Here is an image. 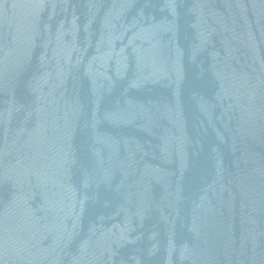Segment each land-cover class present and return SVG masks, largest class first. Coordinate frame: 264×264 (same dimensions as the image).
<instances>
[{
	"label": "water",
	"instance_id": "obj_1",
	"mask_svg": "<svg viewBox=\"0 0 264 264\" xmlns=\"http://www.w3.org/2000/svg\"><path fill=\"white\" fill-rule=\"evenodd\" d=\"M0 264H264V0H0Z\"/></svg>",
	"mask_w": 264,
	"mask_h": 264
}]
</instances>
